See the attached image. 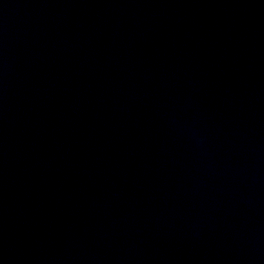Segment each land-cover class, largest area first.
I'll return each instance as SVG.
<instances>
[{"label":"water","instance_id":"95a60500","mask_svg":"<svg viewBox=\"0 0 264 264\" xmlns=\"http://www.w3.org/2000/svg\"><path fill=\"white\" fill-rule=\"evenodd\" d=\"M0 264H264L199 0H0Z\"/></svg>","mask_w":264,"mask_h":264}]
</instances>
